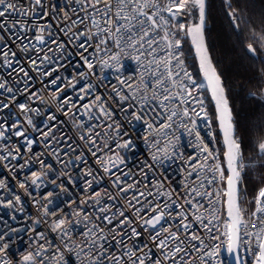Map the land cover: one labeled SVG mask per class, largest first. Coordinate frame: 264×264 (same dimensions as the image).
Returning <instances> with one entry per match:
<instances>
[{"label": "snow or ice", "instance_id": "obj_1", "mask_svg": "<svg viewBox=\"0 0 264 264\" xmlns=\"http://www.w3.org/2000/svg\"><path fill=\"white\" fill-rule=\"evenodd\" d=\"M214 3L0 0V264H264V0L247 125Z\"/></svg>", "mask_w": 264, "mask_h": 264}, {"label": "trees", "instance_id": "obj_2", "mask_svg": "<svg viewBox=\"0 0 264 264\" xmlns=\"http://www.w3.org/2000/svg\"><path fill=\"white\" fill-rule=\"evenodd\" d=\"M233 3L238 7H248L250 12H253L251 5L255 4L257 6L255 11L258 12L260 0H233ZM226 13L227 0H215L213 8L214 22L210 25L214 43L213 55L215 59L220 61V69L231 77L237 111L240 113L242 123L247 125L254 118L253 107L246 98L247 89L252 87L249 81L256 76L258 65L243 56L239 45L236 43V36L232 31ZM193 56L192 50L188 54V61L196 73L197 63L193 60ZM256 183L257 181L253 178L249 185L250 192Z\"/></svg>", "mask_w": 264, "mask_h": 264}, {"label": "built area", "instance_id": "obj_3", "mask_svg": "<svg viewBox=\"0 0 264 264\" xmlns=\"http://www.w3.org/2000/svg\"><path fill=\"white\" fill-rule=\"evenodd\" d=\"M188 67H189V70L190 71H193V73L196 74L195 71H194V69L189 65V63H188ZM205 96H206V102H209V99H210V98L208 99L209 94L208 93H205ZM210 111H211V108H210ZM214 127H215V124H214ZM2 172H3V169H0V173H2Z\"/></svg>", "mask_w": 264, "mask_h": 264}, {"label": "water", "instance_id": "obj_4", "mask_svg": "<svg viewBox=\"0 0 264 264\" xmlns=\"http://www.w3.org/2000/svg\"><path fill=\"white\" fill-rule=\"evenodd\" d=\"M193 54H194V49H193ZM196 63H197V67H198V61H196ZM209 94V98H210V93H208Z\"/></svg>", "mask_w": 264, "mask_h": 264}]
</instances>
